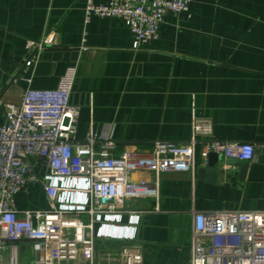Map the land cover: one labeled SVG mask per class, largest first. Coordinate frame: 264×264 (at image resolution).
<instances>
[{"label": "crops", "instance_id": "obj_1", "mask_svg": "<svg viewBox=\"0 0 264 264\" xmlns=\"http://www.w3.org/2000/svg\"><path fill=\"white\" fill-rule=\"evenodd\" d=\"M85 4L0 0V121L27 87L53 88L76 64L70 104L80 107L78 141L91 129L109 134L114 155L147 151L158 139L185 142L195 111L211 121L213 136L255 144L243 177L223 156L212 182L183 171L134 172L158 197L133 198L125 212L98 216L95 264H119L125 244L142 247L143 264H189L194 210H264V0H192L191 16L168 12L158 38L138 49L121 18L86 22ZM44 38L51 41L25 66L27 40ZM38 168L48 175L44 164ZM48 178L61 188L60 205L86 203V178ZM16 205L49 207L39 184L17 194ZM33 256L29 242L19 244L20 264Z\"/></svg>", "mask_w": 264, "mask_h": 264}, {"label": "built area", "instance_id": "obj_2", "mask_svg": "<svg viewBox=\"0 0 264 264\" xmlns=\"http://www.w3.org/2000/svg\"><path fill=\"white\" fill-rule=\"evenodd\" d=\"M191 2L86 0L84 14L86 22L92 16L121 18L132 33L133 48L138 49L158 38L168 12L191 16ZM50 41L27 40L25 66L32 65L36 51ZM77 74V65L69 64L55 87H27L19 103L5 105L0 121V264H20L18 246L25 241L34 251L28 264H95L98 216L125 212V204L133 198L159 195L157 187L134 181L132 173L148 171L158 177L183 171L195 178L211 153L249 162L256 159L255 144L213 136L211 121L195 111L192 133L185 142L158 139L147 151L114 155L115 140L109 134L91 129L78 141L80 107L70 104ZM38 164L45 165L48 175L41 176ZM47 176L86 178V203L60 205L61 188ZM34 184L41 186L49 207L19 210L17 194ZM189 246V264H264V210H194ZM121 249L119 264H143L141 246L125 244Z\"/></svg>", "mask_w": 264, "mask_h": 264}, {"label": "water", "instance_id": "obj_3", "mask_svg": "<svg viewBox=\"0 0 264 264\" xmlns=\"http://www.w3.org/2000/svg\"><path fill=\"white\" fill-rule=\"evenodd\" d=\"M220 157L221 156L216 153H211L209 155L207 165L198 168V171H197L198 178L203 179L208 182L214 181L216 173H217V164L218 162H220ZM226 162L230 164L239 165L241 177L245 175L248 165H249L248 160H241V159H234V158H227Z\"/></svg>", "mask_w": 264, "mask_h": 264}]
</instances>
